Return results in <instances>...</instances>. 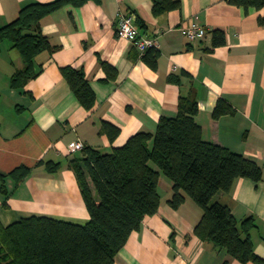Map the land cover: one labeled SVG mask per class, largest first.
I'll use <instances>...</instances> for the list:
<instances>
[{"label":"crops","instance_id":"crops-1","mask_svg":"<svg viewBox=\"0 0 264 264\" xmlns=\"http://www.w3.org/2000/svg\"><path fill=\"white\" fill-rule=\"evenodd\" d=\"M51 1L0 0V26L13 21L28 3ZM179 1L180 9L157 16L152 0H86L62 6L40 21L53 49L36 57L41 70L22 89L10 85L11 75L23 65L21 56L10 41L0 43V173L30 169L17 184L4 179L8 196L0 191L1 224L30 216L85 224L89 213L69 167L82 150L73 151L70 145L79 140L84 147L110 152L139 131L154 133L162 116L176 115L178 97L193 93L202 138L261 168L260 180L238 178L229 192L216 193L212 201L227 206L238 223L253 217L249 238L263 262L247 264H264V23L259 21L264 7L245 13L226 0ZM118 12L131 14L141 34L156 38L155 69L117 35ZM191 23L205 28L203 38L188 40L182 34ZM214 29L224 31L223 45L213 46ZM103 64L115 68V79L107 78ZM68 66L83 70L95 94L91 109L79 103L63 78L60 69ZM221 98L234 112L213 119ZM103 122L119 128L112 141ZM41 161L59 166L48 171ZM172 185L159 171L158 210L131 232L113 264H241L226 249L193 234L201 209L189 197L171 208Z\"/></svg>","mask_w":264,"mask_h":264},{"label":"trees","instance_id":"trees-1","mask_svg":"<svg viewBox=\"0 0 264 264\" xmlns=\"http://www.w3.org/2000/svg\"><path fill=\"white\" fill-rule=\"evenodd\" d=\"M85 1L31 2L18 11L13 21L0 26V43L10 41L23 63L10 77L12 88L22 89L29 79L37 76L41 67L36 57L53 49L41 32V19L66 4L80 5ZM226 1L245 13L264 7V0ZM180 6L179 0H152V13L157 16ZM259 21L264 23V19ZM212 33L213 46L225 43L223 30L214 29ZM158 57L159 50L149 48L142 60L155 69ZM103 69L107 78L115 79L114 67L103 64ZM60 71L79 103L91 109L95 94L83 70L68 66ZM197 112L195 95H181L176 115L162 116L154 133L139 131L110 152L83 147L81 157L69 160V167L75 174L89 220L80 225L46 216H30L6 226L0 222V264H113L116 253L131 232L140 228L146 216L158 210L159 171L173 183L168 200L171 208H178L186 197L200 207L201 217L193 228L195 236L226 249L241 264L262 263L253 253L249 238V230L255 226L253 217L238 223L227 206L212 201L216 193L229 192L238 178L260 180L261 168L242 154L205 141L194 119ZM233 112L232 106L221 98L213 108L212 118ZM102 130L110 141L119 132L118 127L107 122H103ZM40 163H45L48 171L59 166L58 162ZM29 172V168L21 166L9 174L0 173V191L5 198L8 193L4 179L10 177L17 184ZM4 204L6 206V202Z\"/></svg>","mask_w":264,"mask_h":264},{"label":"built area","instance_id":"built-area-1","mask_svg":"<svg viewBox=\"0 0 264 264\" xmlns=\"http://www.w3.org/2000/svg\"><path fill=\"white\" fill-rule=\"evenodd\" d=\"M116 24L117 35L129 41L136 48L139 56H142L147 49L157 47L156 38L141 34L131 14L118 12ZM182 34L188 40H195L203 38L206 34V30L202 26L191 23L182 29ZM83 147V143L79 140L70 145V149L73 151L82 150Z\"/></svg>","mask_w":264,"mask_h":264},{"label":"rangeland","instance_id":"rangeland-1","mask_svg":"<svg viewBox=\"0 0 264 264\" xmlns=\"http://www.w3.org/2000/svg\"><path fill=\"white\" fill-rule=\"evenodd\" d=\"M153 166L156 168V166L153 164Z\"/></svg>","mask_w":264,"mask_h":264}]
</instances>
